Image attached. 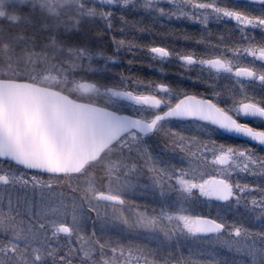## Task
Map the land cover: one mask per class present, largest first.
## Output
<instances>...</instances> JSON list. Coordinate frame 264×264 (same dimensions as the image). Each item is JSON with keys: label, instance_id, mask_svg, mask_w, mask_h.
Masks as SVG:
<instances>
[{"label": "snow or ice", "instance_id": "snow-or-ice-1", "mask_svg": "<svg viewBox=\"0 0 264 264\" xmlns=\"http://www.w3.org/2000/svg\"><path fill=\"white\" fill-rule=\"evenodd\" d=\"M0 264H264V0H0Z\"/></svg>", "mask_w": 264, "mask_h": 264}, {"label": "flooded vegetation", "instance_id": "flooded-vegetation-1", "mask_svg": "<svg viewBox=\"0 0 264 264\" xmlns=\"http://www.w3.org/2000/svg\"><path fill=\"white\" fill-rule=\"evenodd\" d=\"M241 3H243V0H241ZM139 13H134L132 14V17L131 18H135V17H138ZM168 23V22H166ZM171 23V26L173 28H176V27H185L188 29V31L190 32H198L200 30V26L199 25H196V24H192L190 22H177V21H172L170 22ZM209 27L211 29H213L214 32H220V31H223V26L222 25H217V24H210ZM160 31H165L164 29H161ZM117 35H119V33H117ZM145 42H147L148 40L151 39V37H144L143 38ZM156 42L158 44H167V45H170V46H174V47H184V43L183 41H178V40H173V39H165L163 37H160V36H157L156 37ZM186 47H189V48H195L196 46L195 45H186ZM131 58V57H129ZM137 60H144V61H147V56L144 55V54H139L137 55L136 57ZM127 64L125 63L124 65L121 66L122 69H127ZM165 67V70L168 72V75L166 77V79L170 82H178L179 81V76L177 75V73L181 72L182 69L179 68V65L177 62H173V63H170V64H167L164 66ZM132 71L134 73H138L142 76H145V77H151V78H158L160 76L159 72L157 71H154L152 69H150L149 67L147 66H135ZM184 85L185 86H190L189 85V82L188 81H183ZM222 140H226L227 142H235V143H243L244 141L240 140L239 138H234V137H226V136H222L221 137Z\"/></svg>", "mask_w": 264, "mask_h": 264}, {"label": "rangeland", "instance_id": "rangeland-1", "mask_svg": "<svg viewBox=\"0 0 264 264\" xmlns=\"http://www.w3.org/2000/svg\"><path fill=\"white\" fill-rule=\"evenodd\" d=\"M123 70V69H122ZM239 211H243V209H240ZM193 246H195V245H193Z\"/></svg>", "mask_w": 264, "mask_h": 264}]
</instances>
